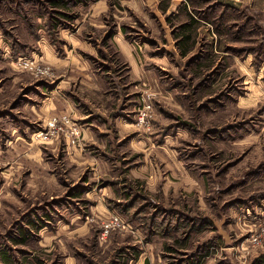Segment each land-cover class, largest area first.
<instances>
[{
	"label": "rangeland",
	"instance_id": "rangeland-1",
	"mask_svg": "<svg viewBox=\"0 0 264 264\" xmlns=\"http://www.w3.org/2000/svg\"><path fill=\"white\" fill-rule=\"evenodd\" d=\"M263 253L264 0H0V264Z\"/></svg>",
	"mask_w": 264,
	"mask_h": 264
},
{
	"label": "trees",
	"instance_id": "trees-1",
	"mask_svg": "<svg viewBox=\"0 0 264 264\" xmlns=\"http://www.w3.org/2000/svg\"><path fill=\"white\" fill-rule=\"evenodd\" d=\"M186 38V37H185ZM183 41V40H182ZM262 258L264 259V253L262 254Z\"/></svg>",
	"mask_w": 264,
	"mask_h": 264
},
{
	"label": "built area",
	"instance_id": "built-area-1",
	"mask_svg": "<svg viewBox=\"0 0 264 264\" xmlns=\"http://www.w3.org/2000/svg\"><path fill=\"white\" fill-rule=\"evenodd\" d=\"M56 118H53V121H55ZM52 120V119H51Z\"/></svg>",
	"mask_w": 264,
	"mask_h": 264
}]
</instances>
